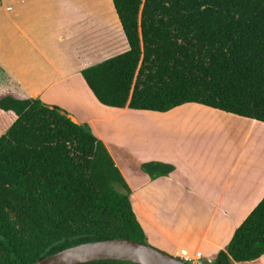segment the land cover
<instances>
[{"label": "trees", "instance_id": "16d2710c", "mask_svg": "<svg viewBox=\"0 0 264 264\" xmlns=\"http://www.w3.org/2000/svg\"><path fill=\"white\" fill-rule=\"evenodd\" d=\"M128 49L82 69L96 98L166 112L200 103L264 122V0H112ZM0 264H33L97 239L148 242L106 144L63 108L0 95ZM152 179L175 166L141 164ZM264 255V197L211 264ZM81 264H138L99 260Z\"/></svg>", "mask_w": 264, "mask_h": 264}, {"label": "crops", "instance_id": "0c3cea01", "mask_svg": "<svg viewBox=\"0 0 264 264\" xmlns=\"http://www.w3.org/2000/svg\"><path fill=\"white\" fill-rule=\"evenodd\" d=\"M61 5L53 0H0V65L10 74L15 89L8 92L38 97L64 109L66 104L55 90L72 83L83 85V68L101 55L110 57L129 46L114 5H106L103 15L87 11L81 24L77 18H69L73 23L64 22ZM103 26L108 33L101 32ZM91 93L97 107L89 109L91 112L76 107L70 117L89 124L106 144L115 138L112 119L117 114L128 115L131 108L108 107ZM133 112V123L150 118L166 122L176 117L174 122L184 120L191 125L215 118L229 137L231 144L221 149L226 156L220 152L215 161L207 159L205 147L189 146L186 142L194 139L190 136H180L172 150L161 145L156 152L144 153L134 144H126L131 157L125 170L109 149L131 189L132 205L147 240L176 256L183 248L194 257L201 252L197 263L211 264L264 197V122L194 102L166 112ZM254 139L257 144L253 146ZM150 161L170 163L175 170L152 179L141 168ZM234 264H264V255Z\"/></svg>", "mask_w": 264, "mask_h": 264}, {"label": "rangeland", "instance_id": "374dc122", "mask_svg": "<svg viewBox=\"0 0 264 264\" xmlns=\"http://www.w3.org/2000/svg\"><path fill=\"white\" fill-rule=\"evenodd\" d=\"M59 1L62 5L60 7V15L62 14V18H64V22H72L71 20L77 18V22L79 24L84 20L85 13L87 11H91L95 15H103V8L106 5L112 8L113 3L112 0H53ZM99 6V10H98ZM113 13V10H112ZM116 13V12H115ZM69 18L71 19L69 21ZM81 18V19H80ZM99 18H102L101 16ZM73 23V22H72ZM101 32H109V29L106 26L101 27ZM108 56L97 57L94 59L93 63L95 64L101 60L106 59ZM83 75V74H82ZM84 84L80 83H72V86H65L64 88L55 90V93L62 97L61 101L66 104L64 107L65 112L70 116L72 113L71 110H74L76 107H84L87 112H91L93 108L97 107L94 103V96L88 88L83 76H81ZM12 79L10 74L5 72L0 65V94L5 93L12 90L13 88ZM15 90V89H13ZM94 100V101H93ZM109 107V106H108ZM114 108V107H111ZM90 109V110H89ZM117 109V108H116ZM101 110V109H100ZM102 111V110H101ZM106 111V110H105ZM134 109H131L128 112V115H118L112 110H107L106 112L109 115H114L115 117L112 119V132L115 137L113 141L107 142V147L113 153L115 158L122 165V169L125 170L126 163H130L128 160L130 154L126 144H131L140 151L144 153L148 152H156L161 149V145L166 150H172L174 145L177 143L180 136H190V138H194L192 140H188L190 142H186L191 147H205L208 149L207 151V159L215 161L219 153L221 152L222 157L226 156L227 153H224V146H228L226 143L231 144L229 137H227L226 132L222 126L219 125L217 119L212 118L207 121H198L195 124H185L187 121L179 120L174 122L176 117L170 119L169 121L158 120H137L133 123V119L130 120L131 116H133ZM195 115V114H194ZM194 115H189V117H197ZM146 119V118H143ZM174 120V121H173ZM173 121V122H171ZM13 124V117L2 110H0V137L6 133L11 125ZM133 125V128L131 127ZM175 137V139H172ZM261 143H264V138H261ZM162 140V141H161ZM257 144V142H253ZM264 145V144H262ZM251 151V150H250ZM231 152L229 151V154ZM249 153V152H248ZM129 161V162H128ZM148 243H150L148 241ZM153 245L152 243H150ZM155 246V245H153ZM157 247V246H155ZM159 248V247H158ZM161 249V248H160ZM164 250V249H162ZM208 264V263H203Z\"/></svg>", "mask_w": 264, "mask_h": 264}, {"label": "water", "instance_id": "95a60500", "mask_svg": "<svg viewBox=\"0 0 264 264\" xmlns=\"http://www.w3.org/2000/svg\"><path fill=\"white\" fill-rule=\"evenodd\" d=\"M121 260L138 264H193L165 250L130 238L97 239L66 247L33 264H81Z\"/></svg>", "mask_w": 264, "mask_h": 264}, {"label": "built area", "instance_id": "2783aa9c", "mask_svg": "<svg viewBox=\"0 0 264 264\" xmlns=\"http://www.w3.org/2000/svg\"><path fill=\"white\" fill-rule=\"evenodd\" d=\"M201 256H202V253L201 252H197L196 253V256L194 257V256H192L190 254V252L188 251V249L183 248V249H181V254H180L179 257L182 258L183 260L188 261V262H191L193 264H199V263H197V261H198V259Z\"/></svg>", "mask_w": 264, "mask_h": 264}]
</instances>
